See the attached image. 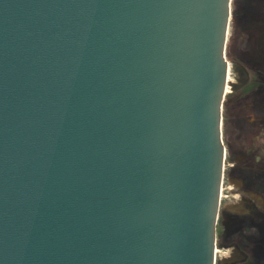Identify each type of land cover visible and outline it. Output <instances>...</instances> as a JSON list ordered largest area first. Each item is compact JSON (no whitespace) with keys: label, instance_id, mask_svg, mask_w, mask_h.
<instances>
[{"label":"water","instance_id":"obj_1","mask_svg":"<svg viewBox=\"0 0 264 264\" xmlns=\"http://www.w3.org/2000/svg\"><path fill=\"white\" fill-rule=\"evenodd\" d=\"M231 0H0V264H214Z\"/></svg>","mask_w":264,"mask_h":264},{"label":"flooded vegetation","instance_id":"obj_2","mask_svg":"<svg viewBox=\"0 0 264 264\" xmlns=\"http://www.w3.org/2000/svg\"><path fill=\"white\" fill-rule=\"evenodd\" d=\"M214 264H264V0H231Z\"/></svg>","mask_w":264,"mask_h":264}]
</instances>
